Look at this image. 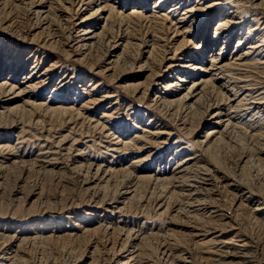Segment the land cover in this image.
Segmentation results:
<instances>
[{
	"label": "rangeland",
	"instance_id": "obj_1",
	"mask_svg": "<svg viewBox=\"0 0 264 264\" xmlns=\"http://www.w3.org/2000/svg\"><path fill=\"white\" fill-rule=\"evenodd\" d=\"M259 202L264 0H0V243L26 264H169L237 229L264 264Z\"/></svg>",
	"mask_w": 264,
	"mask_h": 264
},
{
	"label": "bare ground",
	"instance_id": "obj_2",
	"mask_svg": "<svg viewBox=\"0 0 264 264\" xmlns=\"http://www.w3.org/2000/svg\"><path fill=\"white\" fill-rule=\"evenodd\" d=\"M219 25H220V27H223V28H226V26H228V24L226 22H222ZM218 29H221V28H218ZM214 61H216V60H214ZM231 65H232V63H229V64L225 63V64H221V65L215 64V67H216V70L222 71ZM201 204H198L197 209L202 210V211L206 210L207 209L206 205L203 206ZM257 205L258 206L256 208H253L252 214H254L255 216H258V217L261 215H264V211H263L264 209L261 207L263 205V202L262 203L259 202ZM237 230L238 231L236 232L235 235L237 237H242V238L244 237L245 238L243 240V243L241 244V247H236V248L230 247L229 244H231V241H228V240L224 241L223 240V241H221L222 246L219 245L220 243H216L217 247L220 246L219 249L216 246L211 247L213 249L210 248V249H200L199 250L197 248V251L199 250L201 255L199 254L200 256L198 255L197 257H195L197 254L194 256L195 253L193 254V251H196V250L192 251L188 248H181L178 245H172L171 247H168V249L164 250V256L168 257V259H171V262H169V264H181V263L182 264H188V263L189 264H260V261H261L260 259L255 260L253 258L254 254L250 253L249 251H247V249L245 250L243 248L244 246L248 245V242H246V241L253 240L252 236H250V234H248L246 231L239 230V229H237ZM262 230L264 231V222H263V229ZM209 234L210 233H206L204 236L208 237ZM15 237L16 236L10 237L9 242L8 241H2V243H0V264H26L28 259L23 260L22 256L20 258V254H18V253L21 250L16 249V246H15L14 240H13V238L15 239ZM135 238H136V236H135ZM113 252H114V250H113ZM127 252H129V250L128 249L126 250L124 248L118 252H116V249H115L114 253L118 254V255H120V254L124 255V254H127ZM130 253L131 252H129L128 254H130ZM18 256H19V260L16 259V258H18ZM189 258H194V259L192 261H189V260L187 261V259H189ZM77 261H78V259H77ZM77 261H75V262H77ZM120 264H128V262L126 263V262L121 261Z\"/></svg>",
	"mask_w": 264,
	"mask_h": 264
}]
</instances>
